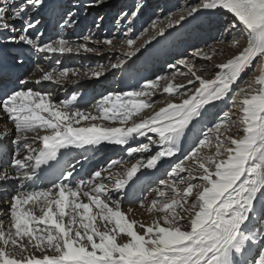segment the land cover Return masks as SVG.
Segmentation results:
<instances>
[{"label": "snow or ice", "instance_id": "snow-or-ice-1", "mask_svg": "<svg viewBox=\"0 0 264 264\" xmlns=\"http://www.w3.org/2000/svg\"><path fill=\"white\" fill-rule=\"evenodd\" d=\"M103 2L92 0L85 7H99ZM47 7V0H0V35H5L8 44L27 45L41 54L99 51L63 37L42 42L45 33L39 15ZM140 14L141 7L120 13L128 25L123 35L130 51L111 64L112 69L123 68L138 51L131 33ZM201 15H230L224 33L247 34L246 46L227 62L216 64L220 71L212 79L198 74L203 69H197L196 59L213 58L198 48L190 54L194 59L182 58L170 65L187 69L181 73L187 84L176 85L175 75H162L138 90L103 97L93 105L94 113L72 109L76 95L56 104L49 94L22 89L0 99V111L13 123L18 133L15 143L20 146L10 164L0 170V184L32 181L42 165L59 163L61 149H86L105 142L128 145L135 137H146L148 143L126 148L127 154L152 153L117 176L111 189L101 171L87 181L70 179L75 171L72 165L46 190L17 192L8 202V223L0 222V264H264V0H195L183 6L178 16H166V27L153 22L152 28L164 36L166 29ZM76 23V14L70 11L60 26ZM84 39L113 46L112 39ZM231 46L239 48L240 41L232 37ZM250 68L253 72L258 68L259 74L234 89ZM40 71L43 75L35 84H59L69 75L68 70L58 75L55 70ZM105 71L101 65L90 69V75L99 79ZM163 80L169 82L162 94L180 102L169 101L152 116L126 126L134 116L154 107L151 97ZM224 101L230 107L199 133L193 149L167 173L169 179L160 181L163 188L155 190L157 198L147 206L149 213L157 214L155 219L150 224L129 219L121 208L129 182L142 169H156L162 161L176 157L181 141L209 106ZM101 119L119 120L121 126L82 123ZM233 129L236 132L230 134ZM29 133H35L41 146L21 144ZM153 146L157 148L154 153ZM202 149H214V154L205 155Z\"/></svg>", "mask_w": 264, "mask_h": 264}, {"label": "rangeland", "instance_id": "rangeland-1", "mask_svg": "<svg viewBox=\"0 0 264 264\" xmlns=\"http://www.w3.org/2000/svg\"><path fill=\"white\" fill-rule=\"evenodd\" d=\"M78 1L86 2V4L92 2V0H87V1L78 0ZM193 2H195V0H112L111 5L114 6V10L112 9L110 11L106 9L103 13L97 16V21H99L100 24L99 28L96 27L97 21L92 22V24L89 23V25H85L84 27L85 30H83V33L81 34L78 43L80 44L86 43V40L84 38L88 36H91L93 41L95 40L103 41L104 39H112L113 40L112 47L103 45L101 43L102 46L101 48H99L98 51L100 52V54L104 50L110 51L108 57H103L104 55L102 56L100 55V58L103 57V61H104L102 66H104L106 70L111 64L116 63L118 59L125 58L124 54L130 51L127 45L125 47L122 46L123 44H125L124 41L127 38L126 36L123 35V33L127 30L128 25L123 20L120 19L121 12L127 11L130 13L136 7H141L140 16L136 18L132 24L133 27V32L131 33L132 35L140 23L152 21L153 19H159L163 21L161 27H166L167 24V20L165 19L166 16H168L169 14H173L174 17L178 16L180 13V9L183 6ZM73 8L74 7H71V9H69V11L67 12H64L63 9L61 8L62 10L59 11V13L61 14L62 17L59 19L57 23H53L50 21V25L48 29L46 30L44 36L41 37L42 42H51L52 40L59 39L62 37L60 25L63 23V18L66 16V14L70 11L73 12L72 11ZM80 13L81 11L78 12V16L76 18H79ZM86 17L87 14H85L83 18L86 19ZM101 17H103L102 20L100 19ZM204 18H206L205 19L206 21L204 19L201 20L195 19L191 21L189 20L182 25L183 27L178 26L176 28L166 29L165 33L167 32V35L170 33L173 35L172 36L169 35L165 41H160V39H162L165 35L159 36L156 30L150 28V26L145 25L146 28L144 31H142V33L133 35V37L136 38L137 41L134 48L138 49V51L135 52V55H133V57H131V59L128 60L129 63L125 64L123 68L112 69L111 72L113 71L115 72L113 75L110 76V74H108L103 81L95 82L93 87L88 85L85 89H79L77 91L73 90L67 93L65 92V90H59L60 92L59 91L57 92L55 98L52 101L56 104H60L62 102L70 101L72 96L76 95L77 96L76 101L77 103H79L80 101L78 99L81 98L82 96L80 95L81 93L84 94L92 93L94 95V98H87V101H89L87 105L86 106L84 105L79 108L82 111L94 113L93 105L96 104L103 97L109 94L122 95L123 93L128 91L138 90L139 87L144 83H146L147 81L155 80L162 75L167 76L169 78L175 75L176 79L174 83L176 85L187 84V79L183 75H181V73L186 72L187 69H185L183 66H178L177 68H171L170 65L175 64L177 60L182 58L194 59L193 57H191L190 54L198 48L204 49L206 52L209 53V55L213 56L211 61L196 59L197 69H201V68L203 69L198 74L202 75L205 79L214 78L215 74L218 71H220L218 68L215 67V65L220 63H225L227 62V60L231 59L234 55H236L238 51L246 45L247 34L243 33L242 31L233 32L231 36H229L227 33H224L223 29L224 26L226 25L225 23H227L230 19H232L230 15H220L217 18L215 16L206 15ZM117 21H119V23H117ZM232 37H235L239 41L241 40L243 41L240 43L239 48H234L231 46ZM95 44L96 43L91 42L89 44V47L93 48L95 47ZM118 44L120 46H117ZM140 48L141 50L139 51ZM213 50H215V54H213ZM84 54L89 55V53H84ZM90 54L94 55V58L99 56L96 53H90ZM37 55H38L37 52L31 54L30 58H28V61L25 62V65L22 66V69L20 71V73L21 72L24 73H22L20 76H18L19 74H17L18 77L17 81L30 77V75L34 73L37 68L39 69L42 68V66L44 65V60L43 61L40 60L39 56ZM56 61L58 60L57 59L53 60V62ZM204 65H211V66L204 67ZM254 66H255V62H254ZM72 67L73 66H68L66 69ZM97 67L98 66L96 65V63H91V65L86 67L81 66V67H73V68L79 70H85V69H94ZM61 69L65 70V67H62ZM255 75H257V71L253 72L251 68L248 69L245 73L242 74L240 79L237 81V84L233 85V88L235 89L238 86H246L245 82L250 80ZM188 78L191 77L189 76ZM168 82H169L168 80L161 81L159 85V90L157 91L156 95L151 97V100L155 102L154 107L151 109H146L143 112H141L139 115L134 116L132 120L128 122V126H130L131 123L133 122H139L141 119L152 116L156 111H159L160 108L165 107L169 101L176 103L180 102L179 99L177 98L168 96L167 94H162V89L167 85ZM17 90H21V88ZM40 92L43 94H50L48 92H43V91ZM54 94L55 93L50 94V97L53 98ZM144 99H148V98H144ZM236 99L239 100V97H237ZM74 102L75 101H73L72 104L70 105L72 109L77 108ZM229 107L230 105L227 101L219 102L215 107L209 106L210 110L205 111V114L202 116L199 123H196L195 128H193L189 133H187L185 139L181 141L183 142V149H185L184 151H182V154L164 160L167 161V163L166 162L162 163L161 164L162 166L160 165L156 170L157 172L155 171L153 173V175L155 174L157 175L153 176L149 180V182L147 181L148 183L143 185L142 189L140 188V191H138V189L135 190V194L137 191L138 192L136 194V200L134 201L135 203H133L132 205L133 208H131V211L128 210L130 208L127 209V214L129 219H135L145 224H150L155 219L157 214L149 213L147 211V206L150 204V202L153 199L157 198V192L155 190L159 188H163V185L160 183V181L169 179L167 173L170 172L171 168L174 167L175 163H178L180 159H182L185 155L189 153L190 150L193 149L194 142L197 136L199 135V133L202 130L206 129V127L209 126L214 121L217 114H222V112L227 110ZM5 118L6 120H9L7 116H5ZM101 121L102 119L97 120L95 122L84 121L85 123L83 124L88 125L89 123H100ZM7 122L13 124L10 120ZM118 122L119 120L115 122H113L112 120H105L104 122L101 123H104V125L108 127H115V125H117ZM235 130L236 129H233V133L230 134H234L236 132ZM149 135H152L153 138H155L154 134L150 133ZM143 143H148L146 137H144L142 142L136 143L131 147H139ZM126 148L124 149L123 154L121 152L113 157H109V158L107 157L105 159L103 158V161L97 164L96 169H98L99 167L100 168L106 167V165L110 163V160L114 159V161L118 163L117 176L122 175L127 168L131 167V165L136 162L137 159H147L148 156L152 154V153H143V154L136 153L133 154V156H128ZM156 150H157L156 146H153L152 152L154 153ZM202 151L204 152L205 155L214 154V149L211 151H209L208 149H202ZM83 157L84 154L77 155L74 159L76 163L74 161L70 162L67 159V164H69V166H67L66 169H70L72 165H75V170H77L80 167V163H79L80 161L78 160ZM87 160L88 159H85L84 161ZM188 163L191 164L190 161ZM77 164L79 165L76 166ZM142 170L141 172H146L148 169H146V171H142ZM97 171H103V170L101 169ZM117 176L110 178L111 180L109 179L111 182L110 185L113 184ZM50 187L52 186H48L44 188V190ZM141 203H144L145 207L143 208L140 207ZM137 230L142 231L139 228H137Z\"/></svg>", "mask_w": 264, "mask_h": 264}, {"label": "bare ground", "instance_id": "bare-ground-1", "mask_svg": "<svg viewBox=\"0 0 264 264\" xmlns=\"http://www.w3.org/2000/svg\"><path fill=\"white\" fill-rule=\"evenodd\" d=\"M77 1L78 0H47L48 7L46 9H44L39 15V18L42 21V27H43L44 33L48 29V27L50 25V21L53 23H57L59 21V19L62 17L61 14L59 13V11H61L63 9L64 12H67V11H69V9H71V7H74L72 11H73V13L75 12L76 17L78 16V12L81 11V13L79 14V18H76L77 23L72 27H61L60 30H61V34H62L63 38L68 39L70 42L78 43L79 38H80L81 34L83 33V30H85L84 29L85 25H89V23L92 24V22L97 21V16L99 14L103 13L106 9L110 10V11L112 9L114 10V6L111 5L112 0H105L99 7H90V8L85 7L86 2H82V1L77 2ZM85 14H87L86 19L83 18ZM205 16L206 15H201L195 19H200V20L204 19L205 20L206 19V18H204ZM215 17L217 18L218 16H215ZM195 19H191V20H195ZM204 20H203V22H204ZM207 21H208V19H207ZM153 22H157L158 27L162 26L161 20H159V19H153L152 21L140 23L137 26L134 33L132 34V36L135 34L142 33V31L145 30L146 26H150V28H152ZM10 23H11V21H10ZM181 27H183V26H181ZM169 35L172 36L173 34L170 33L167 35V32H166L165 36L162 39H160V41H165ZM241 42H243V41L241 40L240 43ZM86 43L89 46V44L91 42L86 41ZM0 44H2L5 48V52L7 54V59H8L7 63L9 65H11V67H13V68L18 67V69H22V66L25 65L23 58L26 57L27 61H28V58H30L31 54L35 53V51L30 49V47L27 45L6 43L5 35H0ZM101 46H102L101 44H99V45L95 44V47H93V48L99 49V48H101ZM117 46H120V45L118 44ZM122 46L125 47L126 43L123 44ZM140 50H141V48L139 49V51ZM109 52L110 51H108V50L102 51L101 54H100V52H96V54L99 55L96 58H94V55H91L90 53H89V55H85L83 51H81V53H65V54H59V53H57V54H41V53H38L37 56H39V59L42 61L44 60V65L42 66V68H44L43 69L44 72L55 70L54 74L58 75V73L60 71H64L61 68L65 67V70L69 71L68 77L66 79H64L63 81H61V83H59V84H57V83L53 84V82H49V81L42 82L41 84H35L34 81L36 79H39L43 75V72H40L39 71L40 69L37 68L35 70V72L30 75V77H27L24 79V80L30 81V83L27 85H22L19 83L20 81H17V79H18L17 74L18 73L16 75H14V74H11V72L9 70H7L6 74H4L3 76H0V89H1L0 90V99H2V94L8 95L11 93L10 88H8V85H10V84L13 85V87L15 86L16 89H19V88H21V89L26 88L27 89L28 88V89H31L33 91H39V92L43 91V92H48L50 94L55 93L53 95V98H51L52 100L55 98V95L57 94V92L59 90H65V92L67 93V92H71L73 90L77 91L79 89H85L88 85L93 87L95 82L103 81L104 78H106L108 74H110V76H111L115 73L114 71L111 72L112 71L111 65L106 69L105 74L103 76H101L99 79L94 78L90 75V69L79 70V69H76L73 67H81V66L86 67V66L91 65V63H96L97 66H101V65H103V62H104L103 57H108ZM100 55L101 56L104 55V56L102 58H100ZM46 56L48 57L47 59H45ZM55 59L58 60V61H56L57 63L53 62V60H55ZM21 61H23V63H21ZM167 61H169V60H167ZM162 63H164V62H162ZM68 66H73V67L66 69ZM162 67H163V65H162ZM49 69H51V70H49ZM94 69H96V68H94ZM22 73H24V72L19 73L18 76H20ZM258 74H259V70L257 68V75ZM112 89H114V88H112ZM80 95H82L81 98L78 99L80 102L79 103H77V101L74 102L75 106L77 108L82 107L84 105L86 106L87 103L89 102V101H87V98H94V95L92 93H88V94L81 93ZM5 116H6V114L3 111H0V170H2L3 167L10 164V162L13 159L16 151L20 147L19 145H17L15 143V139H16V136L18 135V133L16 132L14 125L7 122L9 120H6ZM104 121L105 120H102L101 122H104ZM101 122L96 123V124L102 125L104 127H108V126H105L104 123H101ZM82 123H85V122H82ZM120 126L121 125L119 122L117 125H115V127H120ZM126 126H128V124ZM42 134H44V133L41 132V135ZM143 139H144V137H135L129 141L128 145H113V144H108L105 142V143H101L97 147H89L86 149H75V148L61 149V157L59 159V163H60L59 168L62 170L63 166H65V167L69 166V164H67V158L68 157L70 158L69 160H71V159L75 158L77 155L84 154V157L78 160V161H80L79 162L80 167L79 168L77 167L78 169L75 170L76 172L73 173V177L70 179L75 180L76 182L87 181V180L93 178L92 174L95 171L102 169L103 171H101V173H102L101 178L104 180V183L108 186V188L111 189L112 185H110L111 184L110 178L117 176V174H118V172H117L118 163L115 162L114 159H112V160H110V163L106 165V167H104V168L99 167L98 169H96L97 164L100 163L101 161H103V158L105 159L107 157L108 158L113 157L116 154H119L121 152L123 154V151L126 147H131L132 145H134L136 143L142 142ZM24 143H31L33 147L41 146L40 142L35 139V133H29L28 134V140L21 142V144H24ZM106 144H108V145H106ZM184 150L185 149H183V142H181V152L178 153L177 155H181L182 151H184ZM25 151H26V149L21 150V155H23ZM85 155H86V157H85ZM88 157H90V158H88ZM85 159H88V160L84 161ZM74 162L76 163V161H74ZM165 162L167 163V161H162L161 164L165 163ZM78 165L79 164H77L76 166H78ZM159 166L160 165H158L156 169H148L147 171H146V169L142 170V171H146V172L138 173L137 176L134 177L133 180L129 182L128 186L124 190V199L121 202V208L125 213H127L128 208H130V209L133 208L132 205H133V203H135L134 201L136 200L135 190L136 189L140 190V188L144 185V183L147 184L153 176L157 175V174L153 175V173L158 169ZM57 169H58V163L55 162V167H52L51 172H50L52 177H54L53 174L55 171H57ZM38 174H39V171H38L37 175ZM34 179H36V178H34ZM34 179L32 181H26V182H22V181H18V180H10L7 183L0 184V222H4L5 224L8 223L9 218H10L9 214H8V202L11 200L12 196L15 195L17 192L22 191V190L23 191H28V190L36 191V188H39L38 191H40V190H44V188L48 187L49 185L52 186V184L50 182L42 184V181H40L39 179L38 180H34ZM84 202H87L86 198H84ZM121 239H123V237H121ZM36 255L40 256L41 253L36 252Z\"/></svg>", "mask_w": 264, "mask_h": 264}]
</instances>
